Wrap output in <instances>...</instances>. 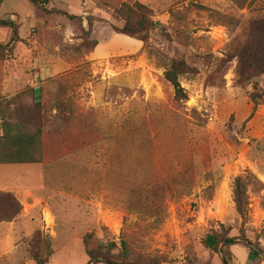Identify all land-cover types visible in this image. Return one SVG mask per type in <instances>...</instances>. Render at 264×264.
Masks as SVG:
<instances>
[{
  "label": "rangeland",
  "instance_id": "rangeland-1",
  "mask_svg": "<svg viewBox=\"0 0 264 264\" xmlns=\"http://www.w3.org/2000/svg\"><path fill=\"white\" fill-rule=\"evenodd\" d=\"M57 1L46 8L60 11ZM88 1V12L99 9L100 51L128 50L109 26L123 27L109 9L122 0ZM125 1L147 6L168 38L151 32L140 54L102 61L87 59L92 38L77 21L27 0L0 4V19L18 35L12 41L9 27L0 28V136L3 120L36 102L48 127L63 130L44 137L42 163L0 165V193L21 206L16 220L0 224V264H34V252L48 248V264H87L85 241L123 264H221L215 234L264 250V76L236 86L237 61L227 56L248 23L264 16V0ZM175 58L188 66L179 77L186 102L163 80ZM59 107L68 122L55 118ZM151 165L154 180L173 190L159 219L135 199L136 179ZM236 177L250 182L245 219L233 203ZM245 250L232 246L231 263L264 264Z\"/></svg>",
  "mask_w": 264,
  "mask_h": 264
},
{
  "label": "trees",
  "instance_id": "trees-1",
  "mask_svg": "<svg viewBox=\"0 0 264 264\" xmlns=\"http://www.w3.org/2000/svg\"><path fill=\"white\" fill-rule=\"evenodd\" d=\"M3 0H0V4ZM34 8L40 9L47 15L53 13L62 14L69 20H75L79 23V31L84 33L85 39L91 38L94 22L97 21L93 16H88L86 19L87 29L82 27V19L63 13L58 10H48L46 5L49 0H27ZM109 8V6L107 7ZM112 9V18L122 22L123 27L119 29L112 23H109L110 28L116 34L123 35L134 40L140 41L145 47L149 41L151 32L157 31L161 37L168 38L165 28L151 20L152 11L145 5L133 1L127 2L122 0L118 6ZM13 32L10 37L12 41H16L18 35L15 32V25L11 20L0 19V28H7ZM247 34L238 45L230 44L231 54L229 59H236L237 64L234 70V84L239 87H250L264 76V16L257 17L251 20L247 26ZM19 40V39H18ZM11 41V39H10ZM91 49L88 55L94 50L97 42L93 39L88 40ZM14 44V42H13ZM12 44V45H13ZM2 47V44H0ZM11 47V46H10ZM225 63V60H222ZM188 69L187 64L180 58H175L169 61V64L164 65L163 80L168 83L173 92L176 101H187L186 91L181 87L179 77ZM61 86V85H59ZM260 94L251 93V99L254 106H258ZM58 103L54 105L56 108ZM58 115L55 118L68 122V118H64L61 107H59ZM69 113L68 115H71ZM16 118L13 121H2V135L0 136V165H21V164H39L45 159L43 144L44 137L49 133L61 135L63 130L59 127H48L46 119L47 112L43 109L40 102L33 103L25 108H19L15 112ZM78 118L82 116L77 115ZM244 126V125H242ZM45 130V131H44ZM138 186L135 188V199L142 205L149 203L152 207L151 215L157 219L161 218L165 212V201L169 195L173 194L171 184L168 182H156L153 175V167L150 166L149 172L136 179ZM250 182L246 178L236 177L233 180V203L236 214L245 219L248 215V199L247 189ZM138 204V203H137ZM139 206V204H138ZM21 206L19 202L10 193H0V224L3 222H13L18 217ZM222 228V226H221ZM217 237L214 240L216 252L220 256L221 264H232V254L230 248L234 245H242L248 249L253 256L260 257L264 261V251L260 248L258 242H252L247 238L228 237L214 235ZM89 239V237H85ZM124 246V242L122 243ZM85 253L88 257L87 264H123L118 263L115 259H109L105 256L98 255L87 248L86 241L84 242ZM52 254L50 248L47 252L40 253L35 251L32 255L34 264H48L49 256Z\"/></svg>",
  "mask_w": 264,
  "mask_h": 264
},
{
  "label": "crops",
  "instance_id": "crops-1",
  "mask_svg": "<svg viewBox=\"0 0 264 264\" xmlns=\"http://www.w3.org/2000/svg\"><path fill=\"white\" fill-rule=\"evenodd\" d=\"M57 2L59 3V6L61 8L60 11L65 12L68 15L81 18L82 19V27L83 28H85V23H87L86 22L87 17L88 16H93L94 17L96 15L95 11L96 10L97 11L99 10L98 8H95L94 10L88 12L87 11V9L89 8V4H88L89 1L88 0H72V1H67V0H61L60 1V0H58ZM58 10H59V8H58ZM99 23H100L99 21H96L93 24L91 38L97 42V45L94 48V50L88 56H86L87 59H89V60L102 61V60H107L110 56H113L115 54L123 53V54H129V55L130 54L131 55L132 54L137 55V54H140L142 52V50H143V44L140 41H137V40H134L132 38H129V37L124 36V37H126L124 39V40H126L125 42L129 45L128 50L125 49V50H120L119 52H113V53L106 52V53H102L100 51V48H101L100 42L94 38V32H95V29H96V27L98 26ZM38 77H39V80H43V75L42 74H39ZM245 254L247 256H249V257L250 256H253L252 253L248 249L245 250ZM255 258H256L257 261L258 260H262L260 257H255ZM233 259H234V256H233ZM245 264H248V263H245Z\"/></svg>",
  "mask_w": 264,
  "mask_h": 264
},
{
  "label": "water",
  "instance_id": "water-1",
  "mask_svg": "<svg viewBox=\"0 0 264 264\" xmlns=\"http://www.w3.org/2000/svg\"><path fill=\"white\" fill-rule=\"evenodd\" d=\"M196 105V104H195Z\"/></svg>",
  "mask_w": 264,
  "mask_h": 264
}]
</instances>
